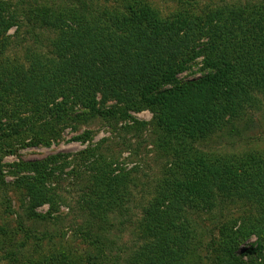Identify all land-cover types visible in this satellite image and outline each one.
Returning a JSON list of instances; mask_svg holds the SVG:
<instances>
[{
    "label": "trees",
    "instance_id": "1",
    "mask_svg": "<svg viewBox=\"0 0 264 264\" xmlns=\"http://www.w3.org/2000/svg\"><path fill=\"white\" fill-rule=\"evenodd\" d=\"M71 1L53 7L26 1L19 16L18 6L0 0L1 183L12 178L10 185L26 193L25 210L37 221L51 222L64 202L57 186L70 163L62 155L11 165L4 160L50 146L68 128L78 132L98 119L116 127L148 111L153 118L145 126L153 128L155 147L169 163L140 221L149 242L127 263L197 264L192 262L197 218L241 202L252 205L256 215L223 230L219 264H264V151L229 155L203 149L232 124L264 111V0L170 19L139 2L107 8ZM13 28L24 30L17 46L33 42L24 61L5 53L14 43L7 36ZM194 66L201 76L181 79ZM76 139L85 144L92 137L86 131ZM80 156L77 175L90 190L80 202L84 226L76 236L107 258L91 218L105 220L129 206L134 180L97 150ZM45 206V215L36 213ZM18 232L26 243L34 242L37 253L54 241L22 222ZM42 255L25 264H77L65 253Z\"/></svg>",
    "mask_w": 264,
    "mask_h": 264
},
{
    "label": "rangeland",
    "instance_id": "2",
    "mask_svg": "<svg viewBox=\"0 0 264 264\" xmlns=\"http://www.w3.org/2000/svg\"><path fill=\"white\" fill-rule=\"evenodd\" d=\"M18 6V15L26 8V1L36 5L56 6L54 2L62 5L68 0H3ZM23 1V5L21 4ZM76 2L72 0L71 2ZM107 8H123V5L136 2L144 3L159 16L170 19L175 16H205L211 14L218 7L225 4H234L235 1L246 0H83ZM16 9V8H15ZM20 31V32H19ZM24 30L13 28L7 36L12 38V46L5 51L10 58L24 61L25 49L33 45L32 41L17 46V40H21ZM199 66H194L190 72L181 75L184 81L199 78L201 76ZM133 118L127 122L119 123L116 127L101 121L94 120L88 126H82L78 132L68 128L63 132L62 138L50 145L21 150L18 156H11L4 163L11 165L20 160L38 161L53 155H62L70 166L60 176L58 193L64 202L60 213L51 222H41L34 219L26 210V193L10 184V177L0 181V264H13L9 253L15 255L20 264L28 262L29 258H38L41 254L50 255L54 252L65 253L75 259L77 264H128L130 257L144 247L149 240L140 230V221L144 212L155 198L156 188L169 163L167 156L160 153L156 147V136L153 128L146 124L152 121V114L144 111L132 114ZM139 124V125H137ZM233 125V124H232ZM226 130L218 133L203 149L214 154L235 155L248 151H264V111L255 113L244 122L235 123ZM89 132L92 139L87 143L77 141V136ZM87 149L97 150L110 161H117L120 167L131 172L133 186L130 187L133 194V202L123 211H116L105 220H95L99 235L104 240L107 249V258H102L85 245L76 236V231L84 226L83 214L80 202L90 190L86 179L77 175V166L81 160L80 154ZM82 163V162H81ZM6 171H9L7 167ZM45 206L36 211L45 215L48 211ZM256 210L252 205L233 202L225 205L223 209H217L212 214H202L199 219V234L196 239V248L192 257L197 264H219L220 234L227 227H239L245 220L254 218ZM90 219V218H89ZM38 234L54 236L52 243L42 244L40 253H37L33 241L25 242V237L19 233V224ZM2 228L8 235H3ZM17 234V235H16ZM20 234V235H19ZM16 235V237H15ZM28 244V245H27ZM22 245H27L22 248ZM245 250L240 248V253ZM43 252V253H42ZM239 253V254H240ZM42 255V256H43ZM248 262V259L245 258ZM256 264V262L249 263Z\"/></svg>",
    "mask_w": 264,
    "mask_h": 264
}]
</instances>
